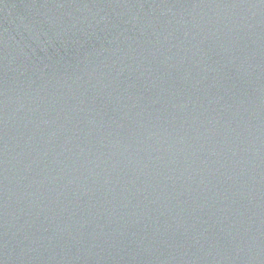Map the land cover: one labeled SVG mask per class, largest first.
I'll use <instances>...</instances> for the list:
<instances>
[{"label": "water", "instance_id": "95a60500", "mask_svg": "<svg viewBox=\"0 0 264 264\" xmlns=\"http://www.w3.org/2000/svg\"><path fill=\"white\" fill-rule=\"evenodd\" d=\"M0 264H264V0H0Z\"/></svg>", "mask_w": 264, "mask_h": 264}]
</instances>
